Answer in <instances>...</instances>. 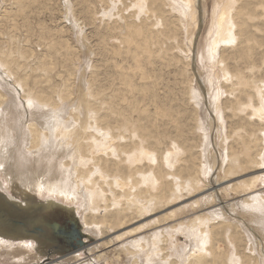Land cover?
Instances as JSON below:
<instances>
[{"label":"bare ground","instance_id":"6f19581e","mask_svg":"<svg viewBox=\"0 0 264 264\" xmlns=\"http://www.w3.org/2000/svg\"><path fill=\"white\" fill-rule=\"evenodd\" d=\"M174 1L178 2L179 0ZM108 2V9L104 8L105 11L103 10L104 15L113 16L121 0H108ZM164 2L165 0H151L148 5L147 0H138V3L135 4L140 12L149 10L152 14L158 13L159 16ZM183 2L182 11L179 12L184 15L192 12L196 17L199 12L197 6L199 7L200 0H183ZM226 2L227 6L225 3L223 9L214 16L213 31L207 44V55L204 54V51L201 53L194 51L197 61L200 56V60L206 61L205 64L210 69L209 86L203 85L197 89L194 85L196 76L190 69L191 55L186 56L187 61L184 65L185 71L188 73L187 87L191 96L190 102L193 103L194 108L201 110L204 101H207L212 93L214 94L213 102H209L208 105L211 114L208 125L204 120H201L199 112L193 116V120L197 121L195 127L202 131L200 144L196 145L195 143L196 150H194V146H187L186 142L189 140L184 138L183 144L177 143L174 138L172 146L164 148L160 144L161 137L158 138L151 134L144 121L132 119L133 117L128 115H123L122 121L117 122V126H113L111 123H102L105 120L102 119L104 115L100 116V106L97 107L95 103L89 104L90 101H87L84 93L76 100L77 102L73 103L79 105V107H74L75 113H78L74 114L72 111L66 118V114L71 108L62 99L71 92L68 81H64V85L61 83L63 90L62 85H59L60 88L57 83L48 88H44L41 86L42 84L41 88L38 87L43 77L41 79L37 76L34 78L27 69L30 68V71H34L39 64L34 65L35 67L24 68L23 60L19 59L23 58L27 51L18 49L17 41L14 38L15 46L5 49L9 46L6 45L4 48L0 45V174L5 175L12 190H16L19 195L40 197L41 202L47 203L39 213V219L44 224L36 225L37 228L40 227L37 229V233L53 235L58 232L63 235L65 231L61 226L66 217L78 224V219L72 208L64 206L79 204L78 212L82 213V221L87 230H89L88 227H96L94 229L97 233L102 234L107 229H123L131 224L134 218H137L136 220H141L146 216L148 218V216L156 214L159 208H165L170 202L183 200L184 196H192L202 190L206 192V196L202 200L198 198L200 201L197 202L204 204L201 210L196 211L195 215L189 218V221L180 220V217L173 219L174 221L167 220L163 215L161 218L150 220L147 228H151L145 234H141L142 236L136 235L137 237H132V240L130 238L125 240L132 235L144 232L143 229L148 224L140 223L123 231L117 235V243L113 240L111 244L108 243L109 246L119 248L135 260L141 261L140 258H142V264H264V259L261 261L259 254L252 253L257 250L253 234L248 232L249 229L247 232L244 228L241 229L244 223L239 224V221H233L235 219L232 216L238 217L236 204L238 202H234L229 196L231 188L238 191V201L243 204L242 211L248 215L251 223H256L259 226L263 233L264 187H259V182L264 176V78L257 80L255 73L264 69V55H261V59L258 60L255 55L258 53V48L264 47V37L257 39L251 34L250 20L253 21L255 18L248 11L242 10L241 6L235 9L237 0H226ZM260 3L264 11V0H261ZM121 9L124 10V8ZM126 9L128 10V8ZM67 10H73L70 0L67 1ZM204 14L206 11L203 8L202 17L199 18L201 22H203ZM245 15H248L249 19H246ZM68 17L70 22L72 21L71 27L74 25L79 27L77 17H72V14ZM199 22L197 19L196 28L199 27ZM260 23L264 24V14ZM261 24L256 25L257 28L254 32L264 31V25ZM130 34L132 35L131 31ZM195 34L192 35L187 48V52L190 54H192V46L195 44ZM145 38H142L141 43ZM130 42L132 43V41ZM146 42L150 43L148 40ZM166 49H168L167 46ZM259 52H264V50H259ZM142 53L144 52L142 51ZM259 62H261L260 65ZM43 66H45L44 63L42 69ZM216 71L219 72L217 75L224 78V86H220L217 90H215L214 83L218 77ZM198 73L202 81L205 82L202 73ZM31 76L34 78L33 81L31 79L33 87L29 86V82H27ZM226 82L229 84L228 93L233 95V99L227 101L226 97L225 100L222 99L223 92H226V89L223 88L226 87ZM129 85L134 87L131 79L128 81ZM60 92L61 98L56 96V93ZM118 99L120 100V98ZM132 106L131 109H133ZM138 109L140 108L138 107ZM226 111H230L231 114H226ZM226 116L238 117L241 121L237 127L239 130L236 128L231 134L234 136V140L228 147H226V142L233 129L229 130V134L226 133ZM221 124L225 128V132L222 131ZM239 126L242 127V130ZM165 128L168 130V127ZM211 135H214L213 139H211ZM235 144L239 149H235ZM159 145L163 148H160ZM181 145L186 146L189 153L185 152V147ZM215 146L225 151L223 153L221 150L223 154L221 158L220 152L217 153L213 149ZM210 154L212 155L211 162ZM243 167L260 169V172L258 171L251 179L248 178L249 180L232 183L230 188L226 187L225 181L230 180ZM224 182L225 185H223ZM67 203L69 205H65ZM52 220H55L54 224ZM69 220H67V225ZM177 220L180 223L176 225ZM47 221L50 226L57 228L56 231L52 230ZM45 226H48L52 233L47 232ZM68 227L70 226L68 225ZM94 229H90V231L93 232ZM1 234L0 257H4L8 262L12 261L9 264H31L41 261L39 258L43 254L35 247L34 240L33 242L24 236H12L4 232ZM180 234L188 237V244L184 242L186 245H183L174 239ZM222 237L226 238V243L231 251L229 249L227 251L218 243ZM85 238L84 235L83 244L73 248L75 251L70 250L46 264H95L94 259L91 261L79 260V252L82 253L83 248L91 246L90 254H94L96 250L100 249L96 243L87 245L88 236ZM89 239L93 238L89 237ZM166 241L167 245H165ZM243 241L246 242L245 245L241 244ZM248 242H250L249 246ZM165 249L171 251L168 253ZM102 257L101 253L97 255L99 260Z\"/></svg>","mask_w":264,"mask_h":264},{"label":"rangeland","instance_id":"374dc122","mask_svg":"<svg viewBox=\"0 0 264 264\" xmlns=\"http://www.w3.org/2000/svg\"><path fill=\"white\" fill-rule=\"evenodd\" d=\"M67 1L68 0H0V45H2L4 48L6 45H8L9 47L5 48L8 49L12 46H15L14 44L16 42H13L16 40L18 49H24L27 51L25 56L19 59L20 61L23 60L24 68H29V66L35 67L39 64L37 66L38 68L35 67L34 71H30V68L27 69L30 73H32V76H34V78L36 76L39 79H41L42 77L44 78L41 79L38 87L41 88V86H44V88H48L49 86L56 83L58 86H61L64 81H68L71 92L68 95H65V97L62 99L67 103L69 108H71L69 109L68 114H66V118L72 111V113L74 114L78 113H75L74 107H79V105H74L73 103L77 102L76 100L84 93L86 94L87 101H90L89 104L93 105V103H95L97 107L100 106V116L104 115L102 119L105 120L102 121V123H111V125L117 126V122L122 121V118L124 117L123 115H128L130 117H133L132 119H140L142 120V122L144 121V123L147 124V128H149L151 134L157 136L158 138L161 137L160 144L164 148H170V146H172L174 138V141H176L177 143L181 142V144H183L182 140L184 138L188 139V142L190 143L189 144L188 142H186V145L194 146V150H196V145L200 144V141L202 140V131L198 130L195 127V125L197 126V121L195 122V120H193V116L194 114L199 112L201 120H204L206 125H208L209 117H211L208 105L209 102H213L214 94L212 93L210 95V97L207 99L208 102L204 101L201 110L194 108L193 103L190 102L191 96L188 93L187 87L188 73H186L184 65H186L185 62L187 61L186 56L191 55V58L193 60L191 59L192 64L190 65V69L196 76L194 85L197 87V89H200V87H203V85L205 87L209 86L208 83L210 69L206 66V61L202 62L200 60V56L199 60L197 61V57L194 51H196V53L198 51L200 53L204 51V54L207 55V44L211 39L214 16L216 15V13H219L220 10L223 9L225 3L227 6L226 0H200L198 4L199 7L197 6L199 12L196 14V17L192 14V12L187 13V15L179 12L182 11V5L184 6L183 0H179L178 2L174 0H165L163 5L164 7L162 8L163 10L161 9V11H159L160 17L157 15L158 13L152 14V12L149 10V12H140V10L137 8V5L135 4L136 2L138 3V0H121V2L118 4V9L114 12L113 16L104 15V8L108 9L107 6H109L108 0H100V2L99 0H70V2L73 4V10L71 11L67 10ZM147 1L149 5L151 0ZM260 1L261 0H237L235 7V9H237L239 6H241V9L243 8L242 10L248 11L249 14L255 18L253 21L250 20V23L252 25L251 27H249V30L251 34H253L257 39H261L259 37H264V31L254 32V30L259 24H261L260 22L263 20L264 11ZM91 4L93 6H90ZM121 8H124V10ZM126 8H128V10ZM203 8L206 11V14H204L203 22H201L200 19L202 17L201 14ZM160 13H163L164 15L161 14L163 15L161 16ZM70 14H72V17L74 18L77 17L78 24H80L79 27L75 25L71 27L72 21L70 22L68 17L70 16ZM73 14L75 15L73 16ZM156 15L158 18L156 17ZM245 16L247 17L246 19H249L248 15ZM197 19L200 22L199 27L197 26L196 28ZM261 25L264 24L262 23ZM127 31L129 34L127 33ZM130 31L132 35L130 34ZM194 33H196L194 39L195 44H193L192 54H190L189 52H187V48ZM133 36H135L136 38H134ZM142 38H145L142 41L143 43H141ZM147 40L150 42L149 44L148 42H146ZM130 41H132V43ZM48 45L49 47H47ZM165 45L168 49H166ZM26 46H28L30 49ZM161 48L163 52L165 51L166 53H163ZM57 49L59 52L57 51ZM258 49L263 51L264 47ZM259 50L255 55L257 60L259 58L261 59V57L264 55V52H259ZM142 51L144 53H142ZM41 54H44V56H42ZM60 54L62 57L60 56ZM46 58L47 60H45ZM149 59L151 60L149 61ZM45 61L47 62L45 63ZM48 62L50 63L48 64ZM43 63L46 67H50V69L48 70V68H46L45 66H43L42 69ZM260 64L261 62H259V65ZM58 72L60 73L58 74ZM198 72L202 73L205 82L202 81V79L199 77ZM217 74H219L218 71H216V76L221 77V79H218V77L215 79V90H217L220 86H224V78ZM144 75L146 76L144 77ZM255 75V78L257 80L263 79L264 69L255 73ZM32 76L27 79V82H29V86L33 85L31 79L33 81L34 78H32ZM130 79L134 87H131V85L128 86V81ZM227 82L229 83V81ZM227 82L226 87H223L224 90L226 89V92L224 91L222 95V99L225 100L226 97V101L233 99V95H230L228 93V85L230 83L228 84ZM63 85L61 86L62 90ZM60 94L61 92L56 93V96L61 98L62 95ZM92 94L95 96H93ZM125 95H127V98H122ZM118 98H120V100ZM134 102H136L135 105H133ZM131 106L133 109H131ZM138 107L140 109H138ZM102 112H104L105 114H103ZM159 113L162 117L159 115ZM226 114L231 113L230 111H226ZM115 117H117V119L120 118L121 120H117L115 119ZM114 119L115 121L113 123ZM226 119V133L229 134V130L233 129L230 133V136L228 135L229 139L226 142V147H228V145L232 144V141L234 140V136H231V134L233 133L234 129L238 127L241 121L238 117L232 116H226ZM178 123L179 125H177ZM165 127H168V130ZM207 128H209V126H207ZM221 129L223 132H225V128H223L222 124ZM237 129L239 130V128ZM240 130H242V127H240ZM177 131H179L180 133H178ZM168 135H170L169 139ZM213 138L214 135H211V139ZM161 145H159L160 148H163ZM182 147H185L186 150L184 151L188 152V148L186 146ZM213 149L216 150L217 153L220 152V158L223 156L222 152L225 153L224 150H222L221 148H216V146L213 147ZM235 149H239L237 147V144H235ZM211 154L210 156L208 155L210 162L212 157ZM185 156L187 157V153ZM258 171L260 172V169L243 167V169H240L235 173L236 177L235 175H233V177L231 176L232 178H230V180L225 181L226 187L230 188V185L232 183H237L242 180H249L254 177L255 174L258 173ZM263 180L264 176L263 179L259 182V187L261 188L264 187ZM225 182L223 185H225ZM11 187L12 186L9 184L8 179L5 177V175L0 174V219L2 221L6 220L7 222V224H5L4 226L2 225V223L0 224V231L12 236H24L31 239V241H35H33L35 243V247H37L39 249V252H42L43 255L39 258V260L41 259L40 262L35 261L31 264L50 263L52 259L64 255L65 253L62 254L60 252L61 249L59 248V244L53 242L55 239L53 235L47 233H40V235L38 233L42 238H37L33 235L32 232L29 233L31 229L33 230V226L44 224L39 219V213L43 210L44 204L47 203L41 202L40 197L24 196L23 194L19 195L16 190H12ZM229 193L231 199H233L234 202H238L236 203L238 207V212L236 211L238 217L232 216L233 219H235L233 221H239V224L244 223L241 229L244 228L245 232H247V230L249 229L248 232L251 235L253 234L252 236L253 240L255 241L257 250L253 251L252 253L256 255L259 254V258H261V261H263L264 232L262 233L261 229H259V226L256 223H251V221L248 219V215L242 211L243 204L241 201H238V191L231 188L229 190ZM205 196L206 192L202 190L198 193L192 194V196H184L182 198L183 200H179L176 202L173 201L165 206V208H159V211L157 210L156 214L150 215L152 217L148 216L147 218L146 216L141 220H136L137 218H134V223L132 222L125 228L111 230L107 229L104 230L102 234L100 232L97 233L96 229H94L96 227H88L89 230H87L82 221V213L78 212V207H80L79 204L64 207H67L69 209L72 208L76 218L78 219V225L81 226V231L86 236V238L88 236L87 245L96 243V245H98L100 248L99 250H96L94 254H90L91 246L89 248H83L81 250L83 252H79V260L85 259L86 261H91V259H94L95 264H142V258H140L141 261L135 260V258L133 259L128 254H126V252L121 251L119 248L112 245L109 246L108 243L111 244V241L113 240L117 243L116 237L118 234L122 233L123 231L129 230L140 223H143L144 225L148 224L150 220L161 218L163 215L167 220H173L175 218L177 219V217H180V220L189 221V218H191L192 215H195L196 211L201 210V207L204 203L199 204L198 202ZM198 198L200 200H198ZM65 205H69V203ZM172 212L174 213V215ZM187 216L188 218H186ZM243 217L245 218V220ZM242 219L244 222L242 221ZM55 220H52L53 224L55 223ZM177 221H175L177 222L176 225L180 223L179 220ZM48 222L49 221H47V224L50 226V223ZM148 226L149 224L145 227V229H143L144 232L132 235L125 240H129V238L130 240H132V237H135L136 235L142 236L141 234H145V232L149 228H151H147ZM50 227L52 228V230L53 228H56L55 226ZM45 228L47 232L52 233V230L50 231L48 226H45ZM90 229H94L96 233H94L95 231H90ZM1 232L0 236H2ZM89 237H92L93 239L90 240ZM174 239H176L183 245H186L189 242L188 237L184 234H180L177 237L175 236ZM218 243L222 245L227 251L228 249L231 251V248L226 243L225 237H222V240ZM245 243L246 242L244 241L241 242L242 245H245ZM248 243L249 246L250 242ZM167 244L168 243L166 241L165 245ZM187 249H189V247H187ZM166 250L167 249H165V251ZM167 251L169 253L171 250ZM100 253L103 254L104 258L102 257L99 260L97 259V255H99ZM10 262L12 261L8 262L4 257H0V264H9Z\"/></svg>","mask_w":264,"mask_h":264},{"label":"flooded vegetation","instance_id":"af4514ba","mask_svg":"<svg viewBox=\"0 0 264 264\" xmlns=\"http://www.w3.org/2000/svg\"><path fill=\"white\" fill-rule=\"evenodd\" d=\"M67 219L63 221V225L61 226V228L65 231V233H63L61 230V232L63 233V235L57 233H53V236L55 237L54 239V243H58L59 244V248L64 250V249H70L72 246H80L79 241H81L82 237L79 236V233L77 230H79V225L77 223H74V221H68V225L70 227H68L67 225ZM65 227V229H64ZM54 231H56V228H53ZM66 234V235H64ZM74 247V248H75ZM65 251V250H64Z\"/></svg>","mask_w":264,"mask_h":264},{"label":"water","instance_id":"95a60500","mask_svg":"<svg viewBox=\"0 0 264 264\" xmlns=\"http://www.w3.org/2000/svg\"><path fill=\"white\" fill-rule=\"evenodd\" d=\"M1 221H2V220L0 219V224L2 223L3 226H4L5 224H7L6 220H4V221H2V222H1ZM78 227H79V230H77V231H78V233H79V236L82 237L81 241H79V244H83V235H84V234H83V232L81 231V226L79 225ZM37 229H40V227L37 228V226H33V230L31 229V230L29 231V233L32 232L33 235L36 236L37 238H42V237L37 233ZM74 247H75V246H72L70 249L72 250ZM70 249H64L65 251L61 249L60 252H61L62 254H63V253L66 254V253L69 252Z\"/></svg>","mask_w":264,"mask_h":264}]
</instances>
